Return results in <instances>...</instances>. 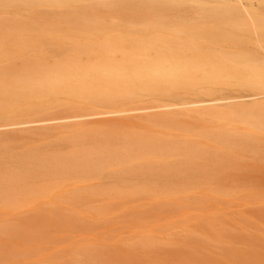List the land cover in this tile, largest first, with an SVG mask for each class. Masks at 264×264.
Here are the masks:
<instances>
[{"label": "bare ground", "instance_id": "1", "mask_svg": "<svg viewBox=\"0 0 264 264\" xmlns=\"http://www.w3.org/2000/svg\"><path fill=\"white\" fill-rule=\"evenodd\" d=\"M182 4L0 0V264H264L230 177L252 97L195 84Z\"/></svg>", "mask_w": 264, "mask_h": 264}, {"label": "rangeland", "instance_id": "2", "mask_svg": "<svg viewBox=\"0 0 264 264\" xmlns=\"http://www.w3.org/2000/svg\"><path fill=\"white\" fill-rule=\"evenodd\" d=\"M197 1L198 3H194ZM178 8H165L166 20L183 27L181 50L184 59L200 64L206 81L196 82L202 87L215 86L224 89L215 98L238 99L234 103L244 106L248 125L234 127L246 135L245 152L233 158L231 182L240 190L259 195L257 201L250 198L244 208L248 218L247 235L259 234L254 228L261 224L260 240L264 242V0H242L240 7L229 0H182ZM219 10V11H218ZM197 35L198 38L193 36ZM212 36V38H211ZM188 41L199 44L200 53H189ZM223 70V72H222ZM224 70L230 75L225 78ZM186 84H193V71L186 74ZM191 78V79H190ZM239 88V89H238ZM220 91V90H219ZM212 98V97H208ZM244 130V131H243ZM233 141L231 146L237 147ZM232 212L238 210L234 206ZM263 215V216H262ZM263 224V225H262ZM255 239L254 237H251Z\"/></svg>", "mask_w": 264, "mask_h": 264}]
</instances>
